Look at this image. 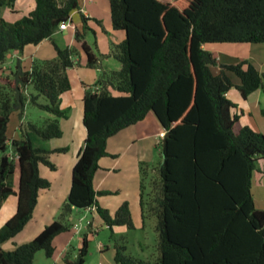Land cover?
Wrapping results in <instances>:
<instances>
[{
	"label": "trees",
	"instance_id": "16d2710c",
	"mask_svg": "<svg viewBox=\"0 0 264 264\" xmlns=\"http://www.w3.org/2000/svg\"><path fill=\"white\" fill-rule=\"evenodd\" d=\"M17 1L0 0V12ZM109 1L113 27L126 33L112 50L121 69L101 71L85 92L86 138L59 219L11 249L3 245L24 230L41 190L51 186L40 165L55 170L51 154L68 151L36 147L30 134L44 141L63 136L59 120L68 117V110L62 107V95L71 89L68 69L75 64L77 49L60 47L53 35L80 7V0H34V8L21 19L10 23L0 17V72L10 53L21 55L28 45L51 40L56 50L54 58L34 60L21 75L23 85L31 84L35 94L24 95L19 84L21 109L28 101L53 118L44 126L26 124L19 138L8 136L19 102L18 67L12 80L0 76V207L8 197H17L15 213L0 227V264H35L41 250L54 257L55 239L70 231L73 212L92 206L112 232L117 264H264V208H257L252 190V177L264 161V133L241 123L237 104L228 97L234 86L228 73L240 79L237 88L243 99L264 90V74L244 59L222 63L206 47L264 43V0ZM86 30L84 24L75 38L87 65L98 67V56L84 40ZM41 97L48 102H40ZM151 113L165 131L159 143L163 161L152 197H146L141 178L140 206L143 217H157L159 254L142 260L127 252L123 237L115 236L117 226L135 229L129 202L112 214L98 198L113 193L97 190L94 178L100 160L111 156L109 139ZM88 253L86 232L77 256L71 259L68 253L63 261L85 264Z\"/></svg>",
	"mask_w": 264,
	"mask_h": 264
},
{
	"label": "rangeland",
	"instance_id": "374dc122",
	"mask_svg": "<svg viewBox=\"0 0 264 264\" xmlns=\"http://www.w3.org/2000/svg\"><path fill=\"white\" fill-rule=\"evenodd\" d=\"M31 2H34V0H18L14 7L4 6L0 12V17L4 18L7 22L13 23L32 10L34 5L31 6ZM208 46L210 49H212V47L221 48L223 55L220 53L219 58L221 57L223 62L237 64L244 59L264 74V43H210ZM18 59L19 57H10L8 55L7 60L3 65V69L0 72L2 79L7 80L14 76L13 73L16 71ZM21 66L25 70L27 68L26 62ZM213 70L214 72H218L219 69L214 68ZM228 74L234 84L231 89L232 100L237 104V112L240 115L242 124L248 125L256 131L264 133V90H260V92H258L260 94L255 93L252 95L248 101L243 100L237 88V84H240V79L232 72H229ZM25 86L26 89H24ZM21 87L23 94L26 96L36 93L35 88L31 84H21ZM39 101L42 103L48 102L45 97H41ZM258 101H261V104L258 105ZM51 117L52 116L48 112L27 101L23 110L21 108L16 109L12 114L8 126V136L9 138L16 135L20 137L22 132L18 127L21 123H24L23 128L25 127V124L28 123H35L39 126H44L45 122ZM152 117H154V114H152ZM147 123H149V120H147ZM153 123L154 122H152L151 125L152 128L147 126V128H149L147 132H151L152 139L147 141L138 140V143L132 148V150L127 153L125 152L124 155H122L120 165L117 167L116 172L111 176L114 180L112 188H114L118 194L113 193V195H108L104 198L113 201L111 206H117L116 204L123 199L132 204L130 205V209L135 229L120 228L117 226L115 228V236L116 238L123 237L128 248L127 252L133 257L142 260H152L159 254V233L156 229L157 217L152 213H147L146 216L143 217L139 199L134 195V192L137 190L134 191L135 183L137 186V175L139 177V183H141V178L144 177L145 195L148 198L152 197L154 194L156 181L159 179V167L163 161L159 143L162 136L165 134H161V138L158 137L163 130V127L159 121L156 124V128L153 127ZM155 132L157 133V137L154 136ZM163 133H165V131ZM30 135L32 144L39 147L38 144L42 143V140L35 134ZM120 152L123 154L122 151ZM8 153L10 152L8 151ZM138 153H140L141 159L137 164H134V159L138 156ZM111 156L116 157V155ZM258 167L260 168V171L255 172L252 177V190L257 208H264V161H259ZM18 173L17 170L14 175L15 182H18ZM43 197L49 201L51 200L50 195L47 196V194H43ZM5 201L6 203L2 204L4 207L0 210V215L3 214L4 216L2 218L9 215L7 212H4L6 211L5 207H7L8 204H11L14 201V198L13 196H10L3 202ZM53 201H57V198H54ZM53 201L51 200L49 205L54 209L50 212L48 211V214H44L48 210L47 206L42 205L40 208H37V212L34 213L32 220L29 222L25 230L22 231L17 238H14V240H10L4 244L3 247L5 249H11L16 244L28 243L40 232V230H42V228H44V226L54 220H58L64 202L61 203V201H58L55 203ZM41 213H43L44 216L41 217ZM72 217L73 220L71 222L73 225L70 232L62 233L57 245H60L64 240H71L69 257L73 259L78 254L82 236L84 233L88 232L89 253L85 264H117L114 259L115 241L111 237L112 232L108 226L100 218L94 216V214L89 211L76 210L73 212ZM88 221H93L90 226L88 225ZM75 223H79L81 226L79 232H76L74 229ZM57 258V256L47 257L45 252L41 250L35 256V264H65L63 259Z\"/></svg>",
	"mask_w": 264,
	"mask_h": 264
},
{
	"label": "crops",
	"instance_id": "0c3cea01",
	"mask_svg": "<svg viewBox=\"0 0 264 264\" xmlns=\"http://www.w3.org/2000/svg\"><path fill=\"white\" fill-rule=\"evenodd\" d=\"M174 1V0H170ZM35 6V2H31V6ZM33 6V8H34ZM32 8V9H33ZM84 24L87 27L85 32L84 40L91 47L94 53L98 56V67H90L87 65L88 57L84 50L79 46L75 38L77 30H82ZM126 37V33L123 30H118L113 27L111 8L109 0H80V7L72 12L71 15V26L68 29H58L53 35V39L60 47H76L77 53L74 57L75 64L68 69V74L71 82V89L62 95V107L68 110V117L60 119V126L63 131V136L59 139H51L39 143V147L54 151L60 147H67L68 151L66 153L53 152L51 154V160L56 165V169L52 170L49 167L41 164L40 173L43 177L47 178L51 182V186L48 189L41 190L37 208L44 205L47 206V212L51 211L54 208L50 207L51 200L57 198V201L53 202H65L68 194L71 189L72 184V173L73 167L78 159L79 152L84 144L86 138V128L83 122L84 119V107H83V98L87 88L94 85L98 80L101 71H112L120 70L121 62L112 54V50L115 46L120 44ZM208 49L210 47L206 45ZM217 58L222 62V58H219L220 53L223 55L221 48L210 49ZM227 53V52H226ZM10 57H19L21 58V65L26 62L27 68L23 71H28L31 68V65L36 59H52L56 56V50L51 40H44L38 45H28L24 49V52L20 55L17 51L10 53ZM23 84V83H22ZM26 89V86L25 88ZM261 89L256 90L251 93L247 99L254 95L255 93L260 92ZM239 91V90H238ZM240 93V92H239ZM260 94V93H258ZM241 96V95H240ZM228 97L232 99L231 90L228 92ZM242 97V96H241ZM261 104V101H258V105ZM238 110V107H237ZM53 118V116H52ZM153 118V119H152ZM149 120V123H147ZM241 121V119H240ZM156 128L157 118L152 117V113L149 114L143 121L132 125L122 131H120L115 136L111 137L108 141V151L111 155H116V157L106 156L100 160V168L97 170L94 178V186L97 190L100 191H111L112 193H117L113 187V178L111 177L117 170V167L120 165V160L124 153L129 152L136 146L139 141H147L152 139L151 132H147L149 128L147 126L152 125ZM242 123V121H241ZM21 123L18 129L23 132V125ZM26 125V124H25ZM152 128V127H151ZM164 132V129L160 132L159 136ZM157 137V133L154 134ZM153 136V137H154ZM19 138L18 135L13 136L10 139ZM123 154H121V152ZM124 151V152H123ZM136 156V155H135ZM140 153L134 159V164L140 161ZM118 163V164H117ZM16 174V173H15ZM19 174V173H18ZM19 179V177H18ZM139 177L137 175V186L134 185V195L139 199L140 203V189L141 183L138 182ZM15 188L18 186V182L14 180ZM139 187V189H138ZM114 190V191H113ZM43 194L50 195L51 200H47L43 197ZM113 195V194H108ZM102 195L98 199L99 203L110 210L112 214L118 209V205H121L123 202L127 201L125 199L119 201L116 205L111 206L113 201ZM103 197V198H101ZM14 201L11 204H8L6 211L9 215L4 217L3 214L0 215V227L10 218L16 211L17 207V197H13ZM108 200V201H107ZM125 200V201H124ZM123 201V202H122ZM6 203L3 202L2 204ZM115 205V204H113ZM129 205H132L129 203ZM4 206L1 205L0 210ZM87 211V210H85ZM41 213V217L44 216ZM34 216V214H33ZM94 216L99 217L97 213ZM33 218V217H32ZM101 219V218H100ZM32 220V219H31ZM30 220V221H31ZM102 220V219H101ZM29 221V222H30ZM29 224V223H28ZM27 224V225H28ZM27 227V226H26ZM25 227V228H26ZM120 228H126L125 226H119ZM24 228V230H25ZM43 229V228H42ZM23 230V231H24ZM41 231V230H40ZM70 232V231H68ZM22 233V231L20 232ZM19 233V234H20ZM19 234L17 236H19ZM62 235V234H61ZM17 236L15 238H17ZM14 240V238L12 239ZM60 241V235L55 239L56 245V254L57 259H63L70 251L71 240H64L60 245H57V242ZM82 243V239H81Z\"/></svg>",
	"mask_w": 264,
	"mask_h": 264
},
{
	"label": "water",
	"instance_id": "95a60500",
	"mask_svg": "<svg viewBox=\"0 0 264 264\" xmlns=\"http://www.w3.org/2000/svg\"><path fill=\"white\" fill-rule=\"evenodd\" d=\"M17 67H18V72L16 73V82H17L16 96H17V99L19 100V102L17 104H15L14 107H15V109H20L23 106V104L20 100L21 89L19 87V84L23 83V81L21 80V75L23 74V68L21 66V58L18 59Z\"/></svg>",
	"mask_w": 264,
	"mask_h": 264
},
{
	"label": "built area",
	"instance_id": "2783aa9c",
	"mask_svg": "<svg viewBox=\"0 0 264 264\" xmlns=\"http://www.w3.org/2000/svg\"><path fill=\"white\" fill-rule=\"evenodd\" d=\"M71 26V18L67 21L62 22L59 25V29H68ZM165 133H162V135H164ZM87 211L92 212L93 214L97 213V209L95 206L90 207ZM93 221H88V225L92 224ZM74 229L76 232H79L81 229V226L79 223H75L74 224Z\"/></svg>",
	"mask_w": 264,
	"mask_h": 264
}]
</instances>
